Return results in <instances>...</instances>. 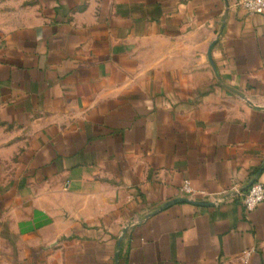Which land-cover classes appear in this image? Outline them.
I'll return each mask as SVG.
<instances>
[{"label":"crops","instance_id":"1","mask_svg":"<svg viewBox=\"0 0 264 264\" xmlns=\"http://www.w3.org/2000/svg\"><path fill=\"white\" fill-rule=\"evenodd\" d=\"M237 1L0 0V264H264L238 196L264 188V15ZM185 180L225 201L162 209Z\"/></svg>","mask_w":264,"mask_h":264},{"label":"built area","instance_id":"2","mask_svg":"<svg viewBox=\"0 0 264 264\" xmlns=\"http://www.w3.org/2000/svg\"><path fill=\"white\" fill-rule=\"evenodd\" d=\"M236 6L250 15H264V0H238ZM238 196L243 210L250 213L264 202V188L260 183L254 182ZM180 198L193 202H205L213 206H218L225 201L221 193L214 195L194 190L188 180L183 181L180 187Z\"/></svg>","mask_w":264,"mask_h":264},{"label":"rangeland","instance_id":"3","mask_svg":"<svg viewBox=\"0 0 264 264\" xmlns=\"http://www.w3.org/2000/svg\"><path fill=\"white\" fill-rule=\"evenodd\" d=\"M12 136V131L0 127V165L5 161V151L7 139Z\"/></svg>","mask_w":264,"mask_h":264},{"label":"water","instance_id":"4","mask_svg":"<svg viewBox=\"0 0 264 264\" xmlns=\"http://www.w3.org/2000/svg\"><path fill=\"white\" fill-rule=\"evenodd\" d=\"M252 184V183H251ZM250 184V185H251ZM250 185H248L247 187H245V190L250 186ZM179 202H181V203H188V204H191V205H195V206H202V207H206V206H212L211 204H209V203H205V202H193V201H188V200H186V199H176V200H173V201H171V202H169V203H167L166 205H164V207H162V209H164V208H166V207H168V206H170V205H172V204H174V203H179ZM119 244V243H118Z\"/></svg>","mask_w":264,"mask_h":264}]
</instances>
